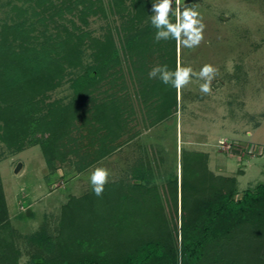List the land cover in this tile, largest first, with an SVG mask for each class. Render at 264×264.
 I'll return each instance as SVG.
<instances>
[{
    "label": "rangeland",
    "instance_id": "374dc122",
    "mask_svg": "<svg viewBox=\"0 0 264 264\" xmlns=\"http://www.w3.org/2000/svg\"><path fill=\"white\" fill-rule=\"evenodd\" d=\"M153 2L0 0V25L16 23L25 32L14 38L9 35L5 43L0 38V71L22 68L33 75L31 60L23 61V52L32 48L35 55L49 53L30 91L31 95L37 93L33 101L41 103L35 112L37 118L47 114L48 119L56 120L48 113L51 108L47 104H53L62 119L57 122L61 127L58 134L53 135L51 168L41 146L29 143L31 136L27 135L20 149L0 140V181L9 225L0 236L18 253L16 264H33L34 257L49 256L26 239L41 229L53 243H64L66 212L74 214L73 224L86 219V214L81 215L84 210L107 213L111 198L118 197L120 191H130L138 169L145 170L144 186L156 188L161 196L173 176L179 185L182 170L188 168L195 153L204 155L200 163L204 162L215 177L235 179L236 198L245 190L264 185V0H180L181 4L197 5L205 28L199 46L182 47L179 52L176 48V64L179 59L194 73L205 64L218 71L211 94L200 91L204 80L193 75L177 94L176 113L150 125L155 118L154 106L161 98L142 82L150 84L158 79L149 78L153 67L169 66L168 42L163 40L157 49L151 45L154 33L147 34L123 55L119 32L136 14L140 18L134 19L129 33L144 31L151 24ZM173 18L170 13L169 19ZM111 45L118 50L117 61L105 68L103 78L80 96L82 99L73 101L72 79L83 66L94 63L100 46ZM75 52L80 53V67L76 66ZM22 88L19 100L27 95ZM142 89L146 91L141 95ZM14 99L1 98L0 106L9 107ZM113 102L121 104V113L112 127L104 124L107 119L103 115V123L91 117L102 111L101 107L111 108ZM71 104L74 107L67 117L60 115L58 107ZM10 114L8 111L5 116ZM108 128L116 136H108ZM109 146L114 150L107 153ZM95 167L109 171L100 196L94 194L89 181ZM83 225L78 232H66L75 237L83 232ZM105 226L102 223L92 236L111 234Z\"/></svg>",
    "mask_w": 264,
    "mask_h": 264
},
{
    "label": "trees",
    "instance_id": "16d2710c",
    "mask_svg": "<svg viewBox=\"0 0 264 264\" xmlns=\"http://www.w3.org/2000/svg\"><path fill=\"white\" fill-rule=\"evenodd\" d=\"M138 18L139 14L135 18L130 16L127 25L120 29V52L123 55L133 50L139 37L147 34L154 33V43L151 45H155L157 49H161L160 46L165 41L155 40L157 29L152 24L140 33L130 34V25ZM175 20L173 18L170 21L175 23ZM0 27L3 43L8 41L9 35L14 38L25 33L16 23L2 24ZM167 42L170 58L168 67L175 71L176 42L172 39ZM45 52H37L35 55L32 48L23 52V61L31 60L33 75L25 73L22 68L0 71V99L16 98L9 107L0 106V121L3 123L0 124V140L6 141L11 148L20 149L27 135L31 136L29 143L41 146L46 152V165L51 168L54 159L50 153L54 150L53 135L58 134V128L61 127L57 122L62 119L57 115L53 104H47L48 109L51 108L48 113L56 120L48 119L47 114L37 118L35 112L41 103L33 101V96L37 93L31 95L32 90L30 91V88L35 87L33 80L49 55ZM73 54L76 66L80 67V53ZM95 58L93 64L83 66L82 72L72 79L73 101L82 99L86 91L100 82L105 68L117 61L118 50L112 45L110 48L100 46ZM142 84L161 98L159 104L153 105L155 118L150 125L176 113L178 99L175 88L162 83L159 78L150 84ZM22 87L28 96L24 95L19 100ZM144 91L146 90H141V95ZM73 107L72 104L58 107V112L67 117ZM101 109L91 117L102 123L103 117H106L104 124L108 123L107 126L112 127L121 113V104L113 102L111 108ZM8 111L11 112L8 115L10 117L5 116ZM3 115L7 119H3ZM109 129L108 136L115 135ZM35 133L41 137L36 138ZM107 150L109 153L114 147L109 146ZM203 156L201 153L193 154L191 164L182 170L179 185L177 176L170 178L163 196L156 188L144 186L145 170L138 169L133 173L135 182L130 191H120L118 197L111 198L106 206L107 213L97 215L92 209L84 210L81 215L86 214V219L82 218L81 222L73 224L74 214L66 212L62 222L66 231L74 233L78 227L82 228V223L85 229L80 234L77 233V236L75 234V237L64 230L66 239L64 243L58 244L53 243L45 229L27 237L29 243L49 254L44 258L34 257L33 264H178V252L182 254V264H264V185L259 184L251 190H245L236 198L235 179L215 177L204 162L200 163ZM7 223V207L0 181V233L9 227ZM102 223H106L105 231L109 229L111 234L109 232L95 239L92 235ZM181 235L182 245L178 242ZM113 240L116 243L112 244ZM17 255L13 245L0 236V264H16ZM248 256L251 258L244 263L243 259Z\"/></svg>",
    "mask_w": 264,
    "mask_h": 264
},
{
    "label": "clouds",
    "instance_id": "9594fccd",
    "mask_svg": "<svg viewBox=\"0 0 264 264\" xmlns=\"http://www.w3.org/2000/svg\"><path fill=\"white\" fill-rule=\"evenodd\" d=\"M197 5L181 4L180 0H154L152 3V15H150L151 24L157 29L155 40H175L177 51L184 48H194L204 39L203 32L205 24L202 22L200 13L196 10ZM183 9V10H181ZM175 15V23L169 19ZM217 69L211 64H205L199 71L194 73L190 66H182L180 60H177L175 71L169 70L167 65H157L149 72V78H159L162 83L171 85L175 88L179 96L181 90L190 83L191 77L196 75L204 80L200 85V91L204 94H211V83L214 79ZM109 171L104 167H95L91 170L89 181L92 190L96 196L102 195L104 186L108 183ZM178 242L182 245V235L178 237ZM182 254L178 252V264H182Z\"/></svg>",
    "mask_w": 264,
    "mask_h": 264
},
{
    "label": "water",
    "instance_id": "95a60500",
    "mask_svg": "<svg viewBox=\"0 0 264 264\" xmlns=\"http://www.w3.org/2000/svg\"><path fill=\"white\" fill-rule=\"evenodd\" d=\"M20 167H21V165L19 164V165L17 166V168L15 169V172H17V171L19 170Z\"/></svg>",
    "mask_w": 264,
    "mask_h": 264
}]
</instances>
